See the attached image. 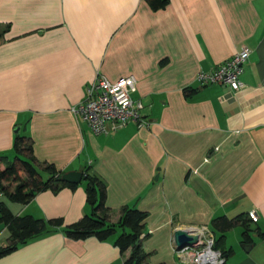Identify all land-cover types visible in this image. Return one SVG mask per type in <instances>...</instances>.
I'll list each match as a JSON object with an SVG mask.
<instances>
[{
    "label": "crops",
    "instance_id": "1",
    "mask_svg": "<svg viewBox=\"0 0 264 264\" xmlns=\"http://www.w3.org/2000/svg\"><path fill=\"white\" fill-rule=\"evenodd\" d=\"M0 29L1 156L13 160L24 135L39 162L64 173L89 168L106 183L112 222L126 205L148 214V264H188L174 249L178 227L209 225L218 238L215 218L256 211L254 241H244L238 224L221 247L231 249L226 264H264V0H170L158 11L146 0H0ZM245 47L252 52L239 91L198 81L200 71H215ZM97 75H135L134 98L144 103L148 126L94 133L73 107ZM3 200L16 215L62 218L63 226L91 213L83 180L27 204ZM62 228L0 264H122L130 257L131 249L122 253L114 243L120 231L76 240ZM9 236L0 223V246Z\"/></svg>",
    "mask_w": 264,
    "mask_h": 264
},
{
    "label": "trees",
    "instance_id": "2",
    "mask_svg": "<svg viewBox=\"0 0 264 264\" xmlns=\"http://www.w3.org/2000/svg\"><path fill=\"white\" fill-rule=\"evenodd\" d=\"M154 11L165 9L170 0H146ZM5 30L0 29V42L3 40ZM196 89H186L187 94H192ZM17 155L13 160L0 155V223L7 225L10 232L9 244L0 246V258L17 249L20 245L29 240L48 233L52 230L62 228L67 237L72 239H86L97 237L99 240L111 239L118 233L115 244L122 253L131 249L130 257L122 264H148L150 254L143 249L141 233L143 222L148 214L138 208L123 206L120 211V218L117 222L110 220V210L106 205V183L97 175L91 174L90 169L83 171V181H86L87 202L91 206V213L84 215L78 221L64 225L62 218L43 219L33 215H16L3 200L7 197L11 201L27 204L42 191L61 190L63 187H77L79 184L69 183L62 180L64 172L49 162H39L33 153L32 145L28 137L18 135L16 141ZM29 156L23 157L22 154ZM41 169L49 174L45 178ZM250 221H253L249 214L241 213L233 218L220 216L213 220L212 228L219 230L223 235L216 238L215 248L220 249L226 256L231 251H226L222 246L225 232L242 224L244 241L252 243L250 235ZM263 233H261V236Z\"/></svg>",
    "mask_w": 264,
    "mask_h": 264
},
{
    "label": "built area",
    "instance_id": "3",
    "mask_svg": "<svg viewBox=\"0 0 264 264\" xmlns=\"http://www.w3.org/2000/svg\"><path fill=\"white\" fill-rule=\"evenodd\" d=\"M251 52L249 47H245L235 52L215 71H200L198 81L203 85L219 84L239 91L244 86L241 75ZM136 91L135 75L122 76L115 81L97 75L87 90L86 99L73 107V112L96 134H108L129 123H136L139 127L148 126L149 121L143 115L144 103L134 98ZM249 215L253 221H258L256 211H251ZM178 229L198 237L193 246L183 248L178 247L174 237V249L181 261L188 264H226V256L215 248L216 237L209 225H185ZM145 235L141 233V238Z\"/></svg>",
    "mask_w": 264,
    "mask_h": 264
},
{
    "label": "water",
    "instance_id": "4",
    "mask_svg": "<svg viewBox=\"0 0 264 264\" xmlns=\"http://www.w3.org/2000/svg\"><path fill=\"white\" fill-rule=\"evenodd\" d=\"M17 131L19 132V129H17ZM83 176L84 173L82 171H69L63 174L62 180L69 183L79 184L80 182H82ZM174 237L179 248H183L185 246H193L198 241L197 236L190 235L184 229L176 230ZM251 247L252 244L243 245V248L245 250H249Z\"/></svg>",
    "mask_w": 264,
    "mask_h": 264
}]
</instances>
